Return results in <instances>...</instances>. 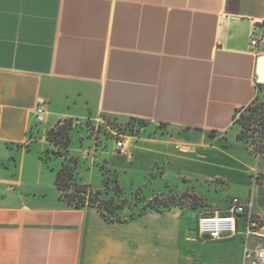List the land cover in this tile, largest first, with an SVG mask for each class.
I'll list each match as a JSON object with an SVG mask.
<instances>
[{"label":"crops","instance_id":"crops-1","mask_svg":"<svg viewBox=\"0 0 264 264\" xmlns=\"http://www.w3.org/2000/svg\"><path fill=\"white\" fill-rule=\"evenodd\" d=\"M256 25L264 0H0V264H258L245 259L241 231L205 240L176 209L110 222L69 207L55 184L60 162L45 161L37 137L65 120L164 125L107 153L106 168L109 158L139 164L166 188L172 177L212 191L233 183L247 193L227 197L249 199L264 164L235 119L264 99ZM255 192L263 223L252 248L264 244Z\"/></svg>","mask_w":264,"mask_h":264},{"label":"rangeland","instance_id":"rangeland-1","mask_svg":"<svg viewBox=\"0 0 264 264\" xmlns=\"http://www.w3.org/2000/svg\"><path fill=\"white\" fill-rule=\"evenodd\" d=\"M236 125L241 132L242 127ZM52 129H54L52 135H59L54 142H50L47 137ZM52 129H48L42 135H37L38 139L44 137L49 145L44 153L45 161L55 166L58 160L60 169L64 165L72 167L75 171L74 180L78 185H87L94 192L101 191L100 202L113 199L117 204H124L125 209L119 210L115 214L107 213V216L114 220L138 216L140 213L157 212L148 208L151 203L155 206L158 205L155 200V196H157L162 201L175 198L177 206H171L170 209L162 208L159 205L157 207L161 208L163 212L176 209L196 227L201 214L226 208L231 199L227 196H231L239 190L242 196L247 193L246 188L236 187L233 183L232 186L226 187L224 190L222 187H217L213 191L210 186L200 187L197 183H185L181 187V184L176 182L173 177L171 179L173 187L166 188L162 180L152 177V171L146 172L139 164L136 167L128 166L127 162L117 158H109L108 169L110 170L106 168L107 153L113 151L122 154L116 149L117 141L126 139L129 142H135L143 137H155L156 135L153 134L166 130L164 127L158 126L153 129L150 125L145 126L136 122H121L110 117H102L99 120L80 122L65 120ZM59 129L63 130L59 131ZM260 130L259 123L255 121L249 130L248 142L242 141L252 154L257 145H261V149L264 151V137L261 138L259 135ZM254 156L264 164V154ZM118 165L120 166L116 167ZM106 181H108V187H105ZM253 183L254 188L249 198L256 195V187L258 203L264 212V170L253 175ZM117 185L122 188V192H117ZM101 205L98 203L95 206ZM103 212L105 211L103 210Z\"/></svg>","mask_w":264,"mask_h":264},{"label":"trees","instance_id":"trees-1","mask_svg":"<svg viewBox=\"0 0 264 264\" xmlns=\"http://www.w3.org/2000/svg\"><path fill=\"white\" fill-rule=\"evenodd\" d=\"M261 92H263V87L260 86ZM247 114H249L247 116ZM240 115V116H239ZM130 122L140 123L141 125H149L147 121L141 119H130ZM257 121L261 127L259 135L264 137V99L259 96L257 99L249 106L239 109L237 111V116L235 119V124H238L242 127L240 134L238 135V140L248 142L249 139V130L253 123ZM159 127H164V125H159ZM64 129V128H63ZM63 129H59L62 131ZM54 133V129L50 130L49 135H47L48 140L50 142H54L59 135H52ZM254 155L264 154V151L261 149V145H257L256 149L253 151ZM75 171L72 167L64 165L56 175L55 184L58 190L61 192V199L71 208L80 209L86 206H93L99 210L102 217L107 221H121L114 220L107 216L109 214H115L119 210L125 209V205L117 204L115 200L109 201H99V197L102 194L101 191H92L87 185H78L75 182ZM118 184V183H117ZM105 187H108V181L105 182ZM117 192H122V188L117 185ZM155 200L157 204L165 209H170L171 206L176 205V199L171 198L169 200H160L157 196H155ZM101 203V206L96 207L95 205ZM157 205V206H158ZM153 205L152 203L148 208H151L159 213L163 211L161 208ZM103 210L105 212H103ZM144 213H140L138 216L143 215ZM136 217V216H133Z\"/></svg>","mask_w":264,"mask_h":264},{"label":"built area","instance_id":"built-area-1","mask_svg":"<svg viewBox=\"0 0 264 264\" xmlns=\"http://www.w3.org/2000/svg\"><path fill=\"white\" fill-rule=\"evenodd\" d=\"M251 47L257 49L264 44V29L258 25L253 29L251 37ZM45 110L39 107L36 111V118L39 123L44 121ZM127 141L122 139L116 142V149L120 153L127 152ZM242 222V229L239 224ZM263 223V217L255 209L253 197L243 200L239 197H232L227 208L223 211L201 214L197 220L199 235L209 241H221L234 237L241 231L246 246L244 249L245 259L255 258L258 264H264V244L257 248L248 246V241L252 237H259V230Z\"/></svg>","mask_w":264,"mask_h":264},{"label":"water","instance_id":"water-1","mask_svg":"<svg viewBox=\"0 0 264 264\" xmlns=\"http://www.w3.org/2000/svg\"><path fill=\"white\" fill-rule=\"evenodd\" d=\"M258 76H259V83L264 84V55L259 60Z\"/></svg>","mask_w":264,"mask_h":264}]
</instances>
